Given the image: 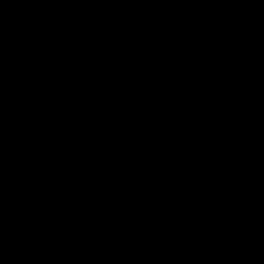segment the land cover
Returning <instances> with one entry per match:
<instances>
[{"label": "water", "instance_id": "1", "mask_svg": "<svg viewBox=\"0 0 264 264\" xmlns=\"http://www.w3.org/2000/svg\"><path fill=\"white\" fill-rule=\"evenodd\" d=\"M263 57L264 0H0V264L105 218Z\"/></svg>", "mask_w": 264, "mask_h": 264}]
</instances>
